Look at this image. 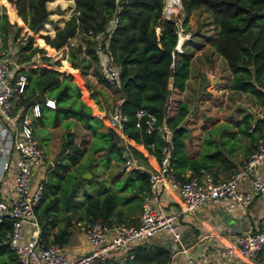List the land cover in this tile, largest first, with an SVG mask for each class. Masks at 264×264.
Returning a JSON list of instances; mask_svg holds the SVG:
<instances>
[{
  "label": "trees",
  "instance_id": "obj_1",
  "mask_svg": "<svg viewBox=\"0 0 264 264\" xmlns=\"http://www.w3.org/2000/svg\"><path fill=\"white\" fill-rule=\"evenodd\" d=\"M46 1L56 0H0V42L8 40L12 43L9 49L15 56L14 73L25 77L24 89L12 111L21 106L22 112L35 102L37 93L52 98L53 107L39 104V113L31 118L32 131L33 124L44 122L43 108H51L54 116L50 126L61 120L69 125L70 117L81 122L91 134L89 150L101 152L99 160L104 166H109L111 161L122 163L125 154L134 156L136 163L127 169L121 165L111 175L110 183L105 177L93 173L90 177H80L96 161L90 158L80 161L86 145L75 142L71 133L65 134L62 142L64 151L53 164V170L73 169L59 174L50 171L48 177L43 178L42 194L34 207L39 223L38 234L44 243H67L73 221L87 225L93 218H98L105 222L136 223L134 213L147 195L151 170L140 165L148 163L150 156L157 163L161 154V139L155 130L145 131L143 117L139 119L140 124L135 125L134 111L137 107H144L152 114L153 123L164 121L170 126L168 161L180 179L198 172L200 168L219 177L215 169L217 164L228 168L230 174L236 167L225 150L238 143L242 135L250 140L260 137L264 130V115L251 124L252 114L244 111L231 124L222 122L224 127L213 128L211 136L203 138L198 153L192 156L186 151V115L190 108L186 101L177 100L169 111L168 96L172 89L183 88L191 53L175 49L177 25L172 19L161 16L163 0H73L72 12L51 36L38 31L49 12ZM180 3L184 11L180 21L183 31L192 8L202 6L208 13L216 29L211 45L224 59L229 72L228 88L248 94L264 111V0H180ZM113 17L116 21L105 36L109 54L117 68V85L107 83L96 72L97 54L88 37L86 55L77 56L78 46L75 45L69 46L67 57L80 73L91 70L99 82L108 86L114 96L113 102L120 98L118 110L125 116L121 135L107 122L111 106L108 108L105 92L89 90L97 105L95 109L100 112V115L93 114L89 105L80 98L79 86L72 80V73L57 68L58 59L45 51V48L54 50L67 44L77 31L83 33L88 28L103 31ZM22 23L25 27L21 31ZM34 34L38 35L37 42H34ZM36 54L38 57H33ZM77 177L80 181L75 185L65 210L64 198ZM78 189H81L82 197L77 199L73 196ZM9 226V220L0 221V264H16L5 242ZM260 252L264 253V247ZM129 253L121 264H164L168 249L163 244L144 240L135 243Z\"/></svg>",
  "mask_w": 264,
  "mask_h": 264
},
{
  "label": "built area",
  "instance_id": "obj_2",
  "mask_svg": "<svg viewBox=\"0 0 264 264\" xmlns=\"http://www.w3.org/2000/svg\"><path fill=\"white\" fill-rule=\"evenodd\" d=\"M113 17L106 28L83 33L92 41L97 54L96 72L107 83L117 85V68L107 46V36L113 28ZM106 33V34H104ZM11 50L0 42V221L9 220L6 244L16 264H121L130 254V248L156 233H168L180 246V231L175 217L178 214L167 211L160 202V188L165 185L177 197L180 211L190 210L206 202L221 206L227 212L244 213L257 193L264 192V170H256L264 158V130L245 159L227 176L214 177L210 171L200 168L187 177L178 178L169 165L170 126L164 121L153 123L154 116L144 107L134 111L135 125L143 120L145 131L155 130L161 139L160 157L148 173L147 195L140 202L137 222H105L93 218L82 229L89 244L88 250L71 252L64 244L44 243L38 234L39 223L34 207L43 188L44 149L33 135L31 118L39 113V102L14 108L24 89L25 77L14 73L11 65ZM120 98L115 99L107 113V122L121 135L124 114L118 110ZM41 102L53 107L52 98L43 97ZM123 168L136 163V158L127 155ZM11 173V193L4 183ZM250 179L249 189H242L238 183ZM264 247V215L259 225L237 235L235 243L222 245L208 257L184 255L186 264H239L240 261L255 264ZM261 264H264L262 262Z\"/></svg>",
  "mask_w": 264,
  "mask_h": 264
},
{
  "label": "crops",
  "instance_id": "obj_3",
  "mask_svg": "<svg viewBox=\"0 0 264 264\" xmlns=\"http://www.w3.org/2000/svg\"><path fill=\"white\" fill-rule=\"evenodd\" d=\"M201 8L203 9L202 6ZM192 9L188 14L187 23L192 19ZM200 18V26L198 29L194 28L195 33H193V38L192 36L187 37L186 39L189 41L184 43V50L191 53V56L189 57L188 76L184 80V86L182 89L171 90L168 96L169 111L174 107V103L177 100L188 102L191 94L194 93L197 88H202L203 85H205L207 77L209 78V81L214 82V84H212V86H204L205 89L209 88V90L212 89L213 91L223 89L226 93L241 92L230 89L227 86L229 72L226 68L224 59L213 50L211 45V41L216 35V29L213 27L208 13L202 10ZM4 45L9 48V46H12V43L7 40ZM204 50H207L209 53L212 52V57H195L197 54L203 53ZM10 56L15 57L12 53ZM220 60L222 63L224 62V65L222 64V67H220L222 73L218 72L216 65ZM14 66H16L15 63L12 68ZM200 92H204V90H198L197 93ZM241 94L244 95L246 93L241 92ZM246 96H248L249 102H247V104L238 103L236 113L237 117H239L244 111H249L252 114V124L255 119L264 115V111L253 102V99L249 95L246 94ZM36 100L39 104L42 103L40 99ZM253 113H256L257 117H254ZM222 122H228L231 124L233 119L224 120L219 118L206 122L201 121L198 118L192 123H187L186 125L187 127H190V131L188 130L184 139L186 151L192 156L198 153L201 149L204 135L213 129L212 127ZM256 141L257 139L255 138L250 140L248 136L242 135L238 138V143L233 145L230 149L225 150V154L234 161L235 167H237L240 164L239 161L245 159L247 154L254 147ZM147 160L148 163L145 162L146 164L143 163L140 166L152 169L153 166L156 165L153 157L150 156ZM212 167L214 168L215 165ZM215 169H217L219 177H224V175H227L230 172L228 168H224L219 164H217ZM256 170L263 173L264 158H262L261 162L257 164ZM6 183L8 184V195H10L12 186L11 173L8 174V179L4 183V186ZM238 185L242 189H249L250 179L248 177L243 178L239 181ZM160 202L167 211L178 213L175 220L177 229L181 234L180 246H178L176 241H174L168 233H156L146 239V241L149 242L163 244L164 247L168 249V255L164 264H186L184 259L186 252L199 257H208L212 255L218 247L235 243L237 235L240 232L249 228L253 229L257 227L264 215V192L253 195L246 211L241 215H237L235 212H227L221 206L211 202H206L190 210L180 211L176 193L165 185L160 188ZM138 211L139 207L134 213L136 216V222L138 219ZM71 240L70 234L69 242L67 241L69 245L67 243L64 244L71 252L79 253L88 250L89 244L85 235L80 238L78 242H72ZM262 262H264V257H260L259 254L258 261L255 262V264H261ZM239 264L253 263L240 261Z\"/></svg>",
  "mask_w": 264,
  "mask_h": 264
},
{
  "label": "rangeland",
  "instance_id": "obj_4",
  "mask_svg": "<svg viewBox=\"0 0 264 264\" xmlns=\"http://www.w3.org/2000/svg\"><path fill=\"white\" fill-rule=\"evenodd\" d=\"M45 5L47 8H49V12L47 13L46 20L43 22L42 26L38 29V31L42 33H47L48 35L51 36L54 34L56 28L62 26L64 20L72 12L74 1L73 0H56L52 2L46 1ZM193 9H192V19L189 23H187L186 30L183 31L182 27L180 26V21L182 19L184 11L181 7L180 0L171 2L169 3V5H167L165 3V0H163V5L161 8V16L172 19L177 25V37L178 35H180L179 38L180 43H178V45L175 46V49L177 51L184 49L185 47L184 43L189 41L186 38L190 36H192L193 38V33H195L194 28L198 29L200 26V20H201L200 14L204 9H202L201 6L194 7ZM24 27L25 24L22 23L21 31L23 30ZM37 38L38 35L34 34V42L38 41ZM86 38L87 36L84 33H82L81 31H77L72 37L69 38L67 44L62 45L54 50H49L45 48V51L46 53H49L53 58L58 59L59 65H57V68H63L65 71L72 73V80L75 81L79 86L80 98L86 104L89 105L91 112L93 114L100 115V112L97 109H95L97 107L96 103L94 102V100L92 99V97L89 95L88 92L89 90H93V91L103 90L106 93V94L104 93V95L107 96L108 108H109L114 100L113 99L114 96L112 95L110 88L99 82L95 74L91 70H88L89 72L85 74L80 73L79 68L77 66L71 65L67 57V50L69 46H75V45L78 46L77 56L86 55L85 53ZM1 43L3 42L1 41ZM33 57H38V56L36 54ZM195 57H212V52L209 53L207 50H204L203 53L197 54ZM14 63H15V58L11 57V65L13 66ZM90 63L94 66V62L92 60H90ZM222 64L224 65V62L222 63L221 60L216 64L219 73H222V69H220V67H222ZM212 84H214V82L209 81V78L207 77L205 81V85H203L202 88H197L196 91H194V93L191 94L187 102L188 105L190 104L189 105L190 109L188 114L186 115V123H192L198 118L201 121H206V122L216 120L219 118L224 120L234 119L235 117H237L236 109L238 107L237 106L238 103L247 104V102H249L248 96H246V94L242 95L241 92L226 93L223 89L216 91H213L212 89L209 90V88L205 89L204 86L207 85L212 86ZM202 89L204 90V92L197 93L198 90H202ZM102 97L103 95L100 94V98ZM53 116H54V111L51 108H43V121H44L43 124H33V135L37 140V142L43 147L45 153L44 164H43L45 165L43 171L44 178L48 177L50 171H54L53 164L57 162V160L63 153L64 151L63 148L60 153H59V149L60 147H63L62 142L64 140L65 134L69 132L72 134L75 142L79 143L80 145L84 144L87 147L86 151L80 156L79 158L80 161H86L89 158L92 159L93 161H96V164L90 167L91 172L89 169H86L90 173L89 176L87 177H90L91 174L93 173L98 177H105V179L110 183L111 175L115 174L117 169L120 168V166L123 163L119 161H111L109 166L107 167L104 166L99 160L101 152H93L89 150L88 144L91 140V134L88 130H86L82 126L81 122L70 117L68 118L70 119L69 125L64 124L65 120H61L59 121L58 124L54 126H50ZM222 124L223 123H220L212 128L215 129L222 128L224 127V125ZM189 128L190 127H188V130ZM211 132L212 129L208 131L204 135V137H206L207 135L211 136ZM53 159H55L54 163H53ZM72 169L73 167H69L67 170H63V171L61 169H56L54 172H56V174H59L60 172L65 173L67 171H71ZM81 194H82L81 189H78L77 193L73 197L77 199L81 198L82 197ZM72 223L73 224L71 226V239H72L71 241L78 242L80 238L84 237L82 229L86 225L79 224L81 223V221L78 222L73 221ZM260 257H264L263 252H260Z\"/></svg>",
  "mask_w": 264,
  "mask_h": 264
},
{
  "label": "water",
  "instance_id": "obj_5",
  "mask_svg": "<svg viewBox=\"0 0 264 264\" xmlns=\"http://www.w3.org/2000/svg\"><path fill=\"white\" fill-rule=\"evenodd\" d=\"M178 43V37H176V42H175V46H177L176 44ZM43 97L41 96V94L40 93H37L36 95H35V100L36 99H42ZM253 116L254 117H257V114L256 113H253ZM62 148L63 147H60V149H59V153L61 152V150H62ZM127 155H125L124 156V158L126 157ZM56 158V157H55ZM54 161H55V159H53V163H54ZM89 171H87V170H85V171H83L81 174H80V177H87V176H89ZM80 177H77L75 180H74V182H73V185L69 188V190H68V192H67V194H66V196H65V198H64V209L65 210H67L68 209V204H69V200H70V197H71V195H72V193H73V191H74V187H75V185L80 181Z\"/></svg>",
  "mask_w": 264,
  "mask_h": 264
},
{
  "label": "bare ground",
  "instance_id": "obj_6",
  "mask_svg": "<svg viewBox=\"0 0 264 264\" xmlns=\"http://www.w3.org/2000/svg\"><path fill=\"white\" fill-rule=\"evenodd\" d=\"M176 0H165V3L167 4V5H169V3H171V2H175ZM176 4V3H175ZM180 35H178V43H180ZM178 43L176 44V45H178Z\"/></svg>",
  "mask_w": 264,
  "mask_h": 264
}]
</instances>
